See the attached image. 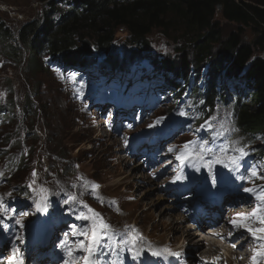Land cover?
Listing matches in <instances>:
<instances>
[{
	"label": "rangeland",
	"instance_id": "rangeland-1",
	"mask_svg": "<svg viewBox=\"0 0 264 264\" xmlns=\"http://www.w3.org/2000/svg\"><path fill=\"white\" fill-rule=\"evenodd\" d=\"M53 2L59 12L67 9V0L49 3ZM49 9L51 6L37 0H0V26L8 35L0 44V173H3L0 196L6 207L17 214L0 226V264H8L12 250L17 247L25 264L41 262L47 258L45 254L62 261L58 244L66 238L70 224L83 223L69 213V209H79L80 201L99 213L116 231L137 230L132 235L137 237L138 247L145 251L135 260L134 253L122 252L123 264H180L171 256L168 261L163 257L155 259L148 255V249L163 252L167 248L181 255L186 253L179 260L191 264L200 255H210L208 251L236 262L240 255L251 256L257 245L250 236L240 235L234 242L235 247L226 238L220 242L213 236L217 231L228 237L230 232L242 231H234L229 221L236 213H242L240 207L250 213L258 203L241 190V182L234 179L238 173H229L221 165H214L216 183L223 186L215 190L207 169L197 172L191 166H182L175 154L168 151L173 146L179 151L187 141L210 139L211 132L197 131L209 116L227 117L229 126L237 129L230 139L239 140L241 146L254 142L239 130L232 107L224 101H217L213 108L210 103H201L195 113L189 110L193 113L192 119L178 114L184 110L185 101L180 100L178 106L172 98L173 89L165 83L163 72L156 70L155 58L178 61L183 51L194 56L193 35L180 26L169 32L154 30L148 38L150 50L139 55L122 29L116 33L112 61L102 57L84 70L80 64H57L46 52L34 55L23 41L21 35L26 26L40 23ZM221 12L222 6L217 9L214 22L225 40L240 26L227 21ZM242 30L244 42L252 43L250 28ZM216 51L217 45L213 49ZM256 52L264 57V50ZM34 58L38 64L33 66ZM194 64L190 65L193 70ZM233 78L236 77L219 85L220 91L232 101L231 88L245 91L237 82H227ZM143 84L148 87L134 97L138 100L144 97L145 104H135L128 111L119 109V103L125 96L128 98L126 92L141 90ZM99 86L106 92L120 89L117 102L101 96L97 92ZM158 96L159 102L149 105ZM158 118L164 119L149 128ZM254 144L255 149L248 155L254 159L245 162L247 156L244 166L247 168L251 162L252 166L262 169L260 176H264L261 168L264 167V141L257 140ZM221 172L226 174L223 179ZM177 175L186 178L173 182ZM125 176L130 178L125 180ZM93 185L98 187L93 190ZM262 185L264 180L256 177L243 184L253 188ZM72 196L76 201L65 203ZM208 196L214 201L203 203ZM45 198L46 211H37L36 203ZM232 207L235 208L231 210ZM66 218L65 227L49 237L50 240L57 237L54 241L32 248L36 231H42L43 240L50 235L53 225L58 229V223ZM213 218L219 219L216 227L211 225ZM15 219H21L23 227L15 224ZM188 234L194 236L197 246L189 245ZM246 236L250 238L249 243ZM203 240L216 242V247H202Z\"/></svg>",
	"mask_w": 264,
	"mask_h": 264
},
{
	"label": "trees",
	"instance_id": "trees-1",
	"mask_svg": "<svg viewBox=\"0 0 264 264\" xmlns=\"http://www.w3.org/2000/svg\"><path fill=\"white\" fill-rule=\"evenodd\" d=\"M37 1L51 9L45 11L40 23L26 26L21 37L34 55L46 52L63 65L91 67L102 57L112 61L116 33L122 29L140 55L150 50L148 38L154 30L169 32L182 27L195 38L194 56L183 51L178 61L155 58V65L173 89L172 98L178 106L184 99L183 108L188 113L185 119H192L189 110L194 112L201 103H210L213 108L218 100L224 101L232 107L239 130L254 141L252 144L264 141V58L256 52L264 50V0H67L64 12H59L50 0ZM220 4L223 17L240 26L225 40L214 22ZM244 27L252 31V43L244 42ZM7 37L0 26V44ZM216 45L218 51L213 52ZM35 58L33 66L38 64ZM192 62L195 70L190 66ZM231 77L236 78L228 80L229 84L235 81L245 89L231 88L233 101L219 89ZM147 87L143 84L141 90L130 91L124 104L130 108L141 103L134 96ZM111 91L106 93L98 87L101 96L116 101L118 90ZM159 100L160 96L153 97L149 105Z\"/></svg>",
	"mask_w": 264,
	"mask_h": 264
},
{
	"label": "snow or ice",
	"instance_id": "snow-or-ice-1",
	"mask_svg": "<svg viewBox=\"0 0 264 264\" xmlns=\"http://www.w3.org/2000/svg\"><path fill=\"white\" fill-rule=\"evenodd\" d=\"M218 111L219 109H217ZM178 114L180 116L188 115L184 110H180ZM163 119L158 118L154 124H150L148 127H154L156 124L161 123ZM216 123L219 124L218 128ZM202 130L212 133L210 139L200 138L187 141L179 151H177L175 146L169 147L168 151L175 154V159L182 166H191L197 172L201 168L207 169L211 176L212 185L217 182V174L213 172L214 165H221L229 173H238V175L234 176V179L241 182V190L249 194L250 198L258 203L250 213H236L229 221V224L234 231L242 229L241 235L250 236L251 240L256 243L257 248L253 250L250 258L251 264H262L264 262V185L258 188L243 186L244 182L250 183L254 177L264 180V176H260L262 169L252 165L245 168L244 161L249 155L247 151L249 146H241L239 140L230 139V135L234 134L237 129L229 126L227 117L220 119L218 116H209L204 121V124L201 125V128L197 129V131ZM2 175L3 173H0V176ZM219 175L223 179L226 174L221 172ZM33 176H35V172H33ZM185 178L182 175H177L173 182ZM78 179L83 180V177ZM28 187L32 188V185L29 184ZM73 187H77V185H73ZM96 187L98 186L93 185V190ZM32 190L36 191L34 188ZM41 191L46 192L47 190L41 189ZM9 195L11 194L9 193ZM76 199L75 196H72L65 203L75 202ZM46 202L47 198L37 202V211H46ZM69 213L74 214L75 219L83 221V223L80 225L70 224V231L65 233L66 238L58 244L62 253L63 264H123L120 258L122 252L134 253L133 259L135 260L145 251L143 248L138 247L137 237L132 235V233L137 231L135 228H132L131 231H116L111 225L103 221L99 213H96L94 209L83 201L79 202L78 210L69 209ZM26 214L22 213L21 215ZM16 215L14 209L6 207L4 198L0 196V218H2L0 219V226H4V221L11 220ZM14 222L23 227L21 219H15ZM5 231H7V227H5ZM232 235L233 233L230 232L229 237ZM69 236L72 239H68L67 237ZM16 239L19 240L20 237L17 236ZM233 247H235V243H233ZM12 251L13 256L8 260V264H25L20 249L17 247ZM148 251H150L152 256L158 258L163 254H167L175 257L178 262L181 256L179 252H172L167 248L163 249V252L160 250L152 251L151 249H148ZM241 259L243 258L241 257Z\"/></svg>",
	"mask_w": 264,
	"mask_h": 264
},
{
	"label": "bare ground",
	"instance_id": "bare-ground-1",
	"mask_svg": "<svg viewBox=\"0 0 264 264\" xmlns=\"http://www.w3.org/2000/svg\"><path fill=\"white\" fill-rule=\"evenodd\" d=\"M93 76H94V74H93ZM124 173H125V171H124ZM120 175V174H119ZM121 175H123V174H121ZM130 177L129 176H125L124 177V179L126 180V179H129ZM151 182V181H150ZM178 223V222H177ZM176 223V224H177ZM216 222H214V224H215ZM174 229V228H173ZM242 232V231H241ZM241 232H238V233H235L234 235H232L231 237H228L227 235H224V234H222L220 231H217V232H214V233H216V236L217 237H220L219 239L221 240V239H227V241L229 242V243H234L235 241H237V239H238V237L241 235ZM186 240L189 242V245L191 244H193L194 243V245L195 246H197L198 244L197 243H195L194 242V236L193 235H191V234H188V235H186ZM202 247H208V245H209V247H212V246H214V244H212L210 241H205V240H203L202 242ZM244 244V242H242L241 243V245H243ZM214 247H216V246H214ZM221 249V248H220ZM222 250V249H221ZM153 251V250H152ZM208 252H210L211 253V251H208ZM222 252L224 253V250H222ZM223 253L221 254L220 253V255H223ZM152 256V255H151ZM169 255H167V254H163L161 257H163V258H166V259H168L169 257H168ZM156 258H158V257H155V259ZM160 258V257H159ZM246 258H249L248 256H246ZM223 259H225L224 257H223ZM238 259V258H237ZM208 261H209V263L210 264H214V261H213V258H212V256L211 255H209L208 256ZM197 262V261H196ZM176 263H178V261L176 262Z\"/></svg>",
	"mask_w": 264,
	"mask_h": 264
},
{
	"label": "water",
	"instance_id": "water-1",
	"mask_svg": "<svg viewBox=\"0 0 264 264\" xmlns=\"http://www.w3.org/2000/svg\"><path fill=\"white\" fill-rule=\"evenodd\" d=\"M221 6H222V5L220 4V5L218 6V8H221ZM263 58H264V57H263Z\"/></svg>",
	"mask_w": 264,
	"mask_h": 264
}]
</instances>
